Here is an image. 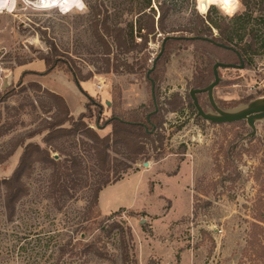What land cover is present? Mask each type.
<instances>
[{"label":"rangeland","instance_id":"rangeland-1","mask_svg":"<svg viewBox=\"0 0 264 264\" xmlns=\"http://www.w3.org/2000/svg\"><path fill=\"white\" fill-rule=\"evenodd\" d=\"M146 1L81 0L85 8L79 9L77 0H65L63 9L57 3L38 7L39 0L27 5L17 0L12 12L0 11V64L4 68L0 179L10 176L22 146L29 142L49 149L56 160L82 159L76 185L67 192L58 190L52 168L35 163L25 178L27 195L19 201L12 222L4 216L0 188V264H264V117L227 124L198 116L189 97L200 57L193 46L185 49L175 44L161 61L157 88L161 123L155 142L146 144V152L135 163L123 152H112L111 169L101 170L91 141L79 134L58 139L51 146L43 142L46 130L27 137L43 129L57 113L54 102L42 91L29 88L31 81L25 78L36 72L28 70L33 66L44 69L41 57L49 52L47 40L63 55L65 63L57 69L76 66L82 76H78L79 83L87 81L96 91L97 85L108 87L106 94L97 92L93 97L103 106V119L111 115L112 104L116 113L129 114L141 105L151 109L145 77L129 72L144 61L151 64L164 36L158 30L148 33L139 28H146V17L137 14ZM212 1L205 12L199 10L200 0L179 2L163 24L165 31L197 26L193 11L206 14L209 10L215 22L239 16L235 27L239 35L244 34L243 43L254 29L262 46L255 48L249 66L220 70L221 80L212 89V97L217 105H234L227 107L232 112L240 110L247 98L249 104L259 105L264 97L254 82L261 80L258 69L264 64V0ZM151 3L157 4L156 0ZM99 7L108 10L109 26L121 30L119 39L105 36L106 46L93 31V11ZM212 31L217 35L216 29ZM46 82L48 88L66 94L73 115L84 111L82 92L73 79L68 83L56 71ZM9 91L14 92L9 95ZM86 122L100 136L111 130L110 126L97 128L94 119ZM103 188V212L126 207L103 213L98 202L92 201L94 191L100 189L99 194ZM111 222L122 231L117 228L106 234ZM24 233L31 234V248L38 242L47 246L44 256L18 249L24 240L19 244L17 237ZM91 241L108 258L82 254V245ZM60 245L67 250L57 262Z\"/></svg>","mask_w":264,"mask_h":264},{"label":"trees","instance_id":"trees-1","mask_svg":"<svg viewBox=\"0 0 264 264\" xmlns=\"http://www.w3.org/2000/svg\"><path fill=\"white\" fill-rule=\"evenodd\" d=\"M185 1L189 0H179L177 2L172 0H156L157 4L152 5L151 0H147L137 13L138 17H146L147 20L146 28L141 27L140 25V29L148 31V33L158 30L159 33L164 34L163 38L167 37L164 41L162 53L156 59L154 68L149 73L148 71L152 66V62L161 49V44L155 56L151 59L150 65L144 61L137 64L135 67H132L129 71L145 77V80L150 88L151 109L141 105L129 114L126 112L116 113V108L112 104L110 106L112 110L111 115L103 119L101 117L103 106L99 103V101L89 96L79 84L78 76H81L80 69L76 66H70L65 70V72L71 74L72 79L79 90L87 97V102L84 105V111L74 117L70 114L69 108L62 96L46 88H42L37 83H30L28 85L29 88L42 91L54 102L57 113L54 119H52L51 122H48L43 129L34 130L28 134L27 137H31L32 135L46 130V133L43 136V142L47 146H51L52 143L58 139L74 138L79 134L91 141L93 156L101 170L108 171L111 169L113 160H115V158L111 155L112 152H123L126 159L135 163L138 157L146 152V144L148 142L150 144L155 142V131L159 127L162 118L159 108H157V111L154 112L155 107L152 95H154L157 104L159 66L173 45L182 44V46L180 45V48L185 49L189 46H193V48L200 53L197 65L198 73L193 78V87L191 89H203L213 81V66L217 62L239 65L241 58L244 63V67H247L250 63H252V56L256 51L255 48L261 47L262 43L260 45L258 44L259 39L257 31L254 29H250L247 32L248 41L243 43L244 34L239 35L235 27V21L237 22L241 19L239 16H233L229 19L222 18L219 22H215L211 19L209 10L206 14H200L193 11L191 15H194L193 19L195 20L197 26L193 28H177L165 31L163 24L166 22L169 15L178 9V3H183ZM200 2L201 3H198V7L200 11H203L208 7L209 0H200ZM211 4H215V1L213 0ZM109 17L110 15L108 10L103 7H99L93 11L92 23L95 38L105 46V36H113L114 38L119 39L121 33L120 29H114L109 26ZM213 28L217 30V35L215 36L212 31ZM47 42L49 52L41 57V60H43L45 64L44 73H49L54 68H58L65 63L63 55L56 45L51 40H47ZM221 69L239 68L218 67L219 77ZM24 89L25 87H22L20 90ZM13 92L14 91H9L7 94L11 95ZM262 93V91L259 92L261 95ZM195 96L198 100V104L205 113H215V110L210 104L207 91L197 92ZM250 100V98H247L243 101L242 107L239 109L246 108ZM214 102L216 106L223 111H231L228 110L227 107L231 108L234 106L232 104L227 106L221 104L217 105L216 101ZM208 106L209 109H207ZM92 119H94V124L97 122L100 129L110 126V132L106 135L100 136L91 126H89V123L86 122V120ZM243 122L245 121L240 120L227 122V124H243ZM81 162L82 159L80 157H69V159H65L63 161L58 159L56 160L51 156L49 149L43 148L37 143L29 142L24 144L22 146L19 160L10 176L0 179V188L3 189L2 207L4 209V216L6 220L9 222L14 221V217L17 214V205L28 192V186L25 178L33 169L35 163H42L52 168V178L57 181L59 180L60 186L58 190L67 192L70 188H73L76 185V174L81 167ZM127 167L130 168V166ZM64 169L66 171H64ZM64 176L68 179L65 180ZM99 190L100 189H97L93 193L92 201L94 205L98 202ZM53 191L55 190L52 189V192ZM117 228H121L120 230L122 231V227H120L118 223L111 222L107 225L105 233L110 234ZM29 235L31 234L24 233L23 235H19L17 237L19 244L22 240H24V242L18 246V249L22 252H27L28 249L29 251L33 250L36 255H39L40 257L44 256L47 246L38 242L37 246L31 248L28 246L30 244V242H28ZM38 240H40L39 237ZM66 248L67 246L65 245L57 247V262H59L66 253ZM80 252L82 254L90 253L98 258H108L107 252L96 246L92 241L83 244Z\"/></svg>","mask_w":264,"mask_h":264},{"label":"water","instance_id":"water-1","mask_svg":"<svg viewBox=\"0 0 264 264\" xmlns=\"http://www.w3.org/2000/svg\"><path fill=\"white\" fill-rule=\"evenodd\" d=\"M166 38L167 37L163 38V40L161 42V49H160L158 55L156 56V58L153 60L152 66L149 69L148 73L154 68V64H155L156 59L161 55L163 47H164V41L166 40ZM218 67L243 68L244 63H243L241 58H240L239 65L224 64V63L217 62L213 66V81L211 83H209L203 89H190L189 95L192 99L193 105L197 111L196 113L198 114V116L202 117L203 119H205L207 121L216 122V123H227V122H234V121H240V120H245V119L248 120V123H251L253 118L264 117V98H263L261 104H259V105L248 104V106L246 108L240 109L237 112L223 111L216 106L214 99L212 97V89L215 88L220 81V77L218 74ZM200 91H207L210 104L212 105L213 109L215 110V113H205L201 109L200 105L198 104V100L195 96V94L197 92H200ZM152 93H153V89H152ZM262 95L264 97V91H263ZM152 97H153V102H154V107H155L154 112H156L158 106L156 104V100H155L154 95H152ZM218 112L220 113V115H217ZM94 125L97 128H99L97 122ZM144 165L146 166V165H148V163L145 162Z\"/></svg>","mask_w":264,"mask_h":264},{"label":"crops","instance_id":"crops-1","mask_svg":"<svg viewBox=\"0 0 264 264\" xmlns=\"http://www.w3.org/2000/svg\"><path fill=\"white\" fill-rule=\"evenodd\" d=\"M33 66V65H32ZM34 68H29L28 70H32V71H36V72H31V73H29V74H26L25 75V78H27V81H31V83H37V84H39L42 88H46V89H48V90H50V91H52V92H54V93H56V94H58V95H60V96H62L63 98H64V100H65V102H66V104H67V106H68V108H69V112H70V114H72L73 115V110H72V108H71V104H70V102L68 101V99H67V97H66V94H64L63 92H61V91H59V90H57V89H55V88H48V86H47V82H46V79L50 76V75H52L53 73H55L56 71L58 72V73H60L61 75H63V77H65V78H67V82L68 83H70V81L72 80V77H71V75L69 74V73H67V72H65V71H62V70H59V69H57V68H54L53 70H51L49 73H44V70H45V67H44V69H40V68H36L35 66H33ZM80 84V86H81V88L89 95V96H91V97H94L95 96V94L97 93V92H99V94H106L108 91H107V89H108V87H106L105 85H97L96 86V88L98 89V91H96V89H94V86H90L89 85V83L87 82V81H84V82H80L79 83ZM86 88L90 91H88V90H86ZM82 95H83V101H82V103H83V105H85V103L87 102V97L82 93ZM82 112V111H81ZM74 117H76L77 115H73ZM133 176V175H132ZM127 179H129V176L128 177H126V178H122V179H120V180H118V181H116L115 183H113V184H110V185H108V186H106L105 188H107V187H110V186H114V185H116V184H118V183H120V182H122V181H124V180H127ZM105 188H103L100 192H99V194H98V205H99V208H100V210H101V208H102V206H101V194H102V192L104 191V189ZM119 207H126V206H119ZM119 207H117V208H119ZM117 208H115V209H112V210H107V211H105V212H103L102 210V212L103 213H108V212H110V211H114V210H116Z\"/></svg>","mask_w":264,"mask_h":264},{"label":"clouds","instance_id":"clouds-1","mask_svg":"<svg viewBox=\"0 0 264 264\" xmlns=\"http://www.w3.org/2000/svg\"><path fill=\"white\" fill-rule=\"evenodd\" d=\"M211 2V0H209ZM24 3L27 5L30 3V0H24ZM236 3H239V0H236ZM17 4V0H0V11L7 10L8 12H12ZM46 7L48 5L44 4V0H41V4L38 7ZM76 7L79 9H84L85 5L81 2V0H77Z\"/></svg>","mask_w":264,"mask_h":264},{"label":"built area","instance_id":"built-area-1","mask_svg":"<svg viewBox=\"0 0 264 264\" xmlns=\"http://www.w3.org/2000/svg\"><path fill=\"white\" fill-rule=\"evenodd\" d=\"M3 72H4V68L1 66L0 64V85L2 84V80H3ZM259 74L262 76L261 80L259 82H254V84H259V86L257 87L259 92H263L264 91V64H261V66L258 69Z\"/></svg>","mask_w":264,"mask_h":264},{"label":"bare ground","instance_id":"bare-ground-1","mask_svg":"<svg viewBox=\"0 0 264 264\" xmlns=\"http://www.w3.org/2000/svg\"><path fill=\"white\" fill-rule=\"evenodd\" d=\"M64 1L65 0H44V4H50L51 5V3H57L59 6H61L63 9H65L66 8V5H65V3H64ZM38 2V1H37ZM41 2V0H39V3ZM56 5V4H55ZM58 6V7H59ZM209 7V6H208ZM208 7L206 8V9H204L203 11H201V12H205L207 9H208Z\"/></svg>","mask_w":264,"mask_h":264},{"label":"snow or ice","instance_id":"snow-or-ice-1","mask_svg":"<svg viewBox=\"0 0 264 264\" xmlns=\"http://www.w3.org/2000/svg\"><path fill=\"white\" fill-rule=\"evenodd\" d=\"M203 10V9H202Z\"/></svg>","mask_w":264,"mask_h":264}]
</instances>
